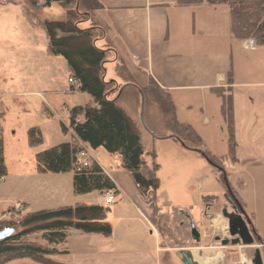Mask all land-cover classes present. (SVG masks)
Returning a JSON list of instances; mask_svg holds the SVG:
<instances>
[{
    "label": "crops",
    "instance_id": "crops-1",
    "mask_svg": "<svg viewBox=\"0 0 264 264\" xmlns=\"http://www.w3.org/2000/svg\"><path fill=\"white\" fill-rule=\"evenodd\" d=\"M97 1L104 7L97 12V17L103 23L97 27L105 30V36L97 46L109 51L104 67L105 81L109 67L128 71L129 68L122 60H131L135 73L128 76L142 75L144 88L149 83L164 100L167 99V109L170 111L166 117H170L169 121L175 125L189 126L201 140L200 147L190 149L207 151L204 147L207 141L205 137L216 139L218 129L223 133L226 124L221 113L222 100L217 90H231L235 140L233 157L229 158V150L222 155L207 152L216 159H225L223 170L226 177L225 165L233 166L240 174L238 182L243 186L248 184L239 200L247 217H252L254 229L258 230L257 214L260 212L257 211L262 210L264 205L260 203L261 199L264 201V50L257 47L246 50L242 46L243 41L232 39L229 12L225 6H209L205 3L181 6L178 0ZM5 2L7 6L13 5L7 7V12L3 11L5 5L0 6V20L19 21L22 5L19 2L15 4L14 0ZM129 79L124 82L126 85L122 90L134 85ZM108 81H114L121 87L114 76L109 77ZM121 89L110 98L118 96L119 101ZM136 89L141 100V94H144L140 88ZM21 94L29 105H32L28 100L31 95L40 98L43 105H48L38 92L18 93ZM179 103L185 104L192 112L198 111L200 130L195 128V123L181 120L176 110ZM46 109V115L51 116L52 112ZM68 112L69 109H66L62 115H68ZM202 127L208 129L205 136ZM167 133V139L177 136L171 129ZM225 138L227 143L228 137ZM72 140L73 137L70 142ZM79 144L81 148L89 150L92 161L116 187L114 201L110 205L105 204L107 197L104 198V193L98 192L103 199L102 206L109 210L112 235L107 239L100 235L69 230L65 244L58 248L60 253L53 260L62 264H185L179 255L184 256L183 252H189L196 264H232V260L227 257L229 255L218 256L213 247L217 243L214 241L217 234L211 230L217 229L214 227L217 225L216 219L221 222L218 225L222 234L227 233V221L221 217L223 205L219 213L215 212L218 197H203L196 215H190L191 212H187L186 208L178 213L188 221L189 236L194 246L186 247L178 243L171 247L169 226L173 222L168 219L174 213L169 214L156 206L149 199V194H141L131 176H122L119 171L107 172L98 162L105 151L91 150L87 145ZM34 178L55 184L63 181L72 184L73 174H40L37 177L34 173ZM250 198L255 201L256 207L250 206L247 201ZM18 203L24 206L25 211L29 208L26 200ZM164 223L167 227L163 226ZM191 225L195 228L197 239L192 235ZM178 226L184 225L180 222ZM229 247L234 248L222 246ZM7 264L38 263L23 259Z\"/></svg>",
    "mask_w": 264,
    "mask_h": 264
},
{
    "label": "rangeland",
    "instance_id": "rangeland-1",
    "mask_svg": "<svg viewBox=\"0 0 264 264\" xmlns=\"http://www.w3.org/2000/svg\"><path fill=\"white\" fill-rule=\"evenodd\" d=\"M3 1L6 0H0V3ZM14 1L15 4L19 2L21 5L29 6L38 20L60 21L64 18L65 10L58 4L35 9L32 3L41 0ZM12 5L13 3L5 5L3 11L7 12L6 9ZM98 15L97 12L94 13L93 21L85 23L81 27L87 28L93 23L96 26H101L102 21L97 17ZM18 17L19 21L0 20V130L3 136L4 160L7 169L5 179L0 181V221H5L3 215L10 211L14 204L23 200H26L29 208L25 211L22 205L23 210L18 213L20 217L25 213L76 204L102 205L103 199L98 192L76 195L70 182L63 181L55 184L34 178V173L37 177L40 175L36 171L35 155L70 142L72 139L70 131L64 132L63 130V127L68 129V115H62V112L76 106L93 104V101L88 94L79 92L75 84L69 82L70 76L66 61L61 57L47 55V42L41 27L29 25L21 14ZM122 62L129 70L109 67L107 81L109 77L114 76L122 88L126 85L124 82L131 77L129 80L134 84L122 90L118 104L128 115L139 122L142 128L144 125L147 129L146 131L143 128L145 133L142 138L145 154L151 149L156 154V162L159 165L157 176L160 183L156 193H149V199L153 200L154 204L165 212L174 213L168 219L171 223L173 222L172 226H169V235L172 238L170 246L173 247L179 243V245L193 247L194 242L189 236L188 221L179 214L183 212V208H186L187 212H191L190 215H196L202 198L207 195L218 197L215 212L219 213L222 205L225 204L222 195L226 193V185L220 182L223 178L222 173L218 168L210 165L203 156L184 149L176 139H167V130L171 129L183 144L192 143L185 139L181 129L173 121H169L170 117H166L170 109L163 105L164 99L161 96L160 98L150 93L143 95L144 110L141 112V100L136 88H144V77L140 74L129 77L128 74L135 73L133 62L127 58ZM28 91L40 93L48 105H43L40 98L32 95L28 98L32 104L29 105L22 94L18 95L19 92ZM46 108L52 112L51 116L46 115ZM176 110L181 120L195 123V128L200 130L198 111L197 113L195 110L192 112L186 108L185 104L181 105V103L177 104ZM59 115L61 117H57ZM213 123L215 124V120ZM34 128L40 131L42 141L40 145L31 147L28 143V132ZM201 130L204 136L208 132V129L203 127ZM222 131L223 133L221 129L217 130L216 139L205 137L207 141H205L204 147L208 152L218 155L228 153V139L227 143L226 138L224 139L225 136L228 137L226 125ZM150 137L156 139L152 140ZM145 159L149 161L147 155H145ZM98 162L107 172L119 171L122 176L130 177L129 173L122 169L118 155L104 152L103 156L98 158ZM225 171L229 188L233 189L238 198H242L245 186L248 184L245 183L243 186L241 182H238L240 174L235 167L225 165ZM105 196L106 194H104V198ZM116 201H119L118 198ZM247 201L250 206L256 207L252 198ZM260 203L264 204V201L261 199ZM8 208L11 209L8 210ZM257 212H260L257 214L258 230H254L258 236L264 237V205L263 209ZM108 214L107 221L110 223V214ZM216 220L217 225L214 227L217 229L211 231L214 230L212 233L221 235L222 232L218 225L221 222L219 219ZM180 222L183 223V227L178 226ZM252 225L254 228L253 222ZM163 226L167 227L165 223ZM14 228L15 231L18 230L16 226ZM28 240L44 244L41 234H34ZM213 247L218 256L229 255L227 257L232 260V264H251L254 251L260 245L255 242L253 246L249 247L238 245L233 246L234 248H222L220 243H215ZM260 249L262 248L260 247ZM170 256L173 257L172 252H170ZM262 258L264 262V255Z\"/></svg>",
    "mask_w": 264,
    "mask_h": 264
},
{
    "label": "trees",
    "instance_id": "trees-1",
    "mask_svg": "<svg viewBox=\"0 0 264 264\" xmlns=\"http://www.w3.org/2000/svg\"><path fill=\"white\" fill-rule=\"evenodd\" d=\"M178 3L181 6L200 3L225 6L229 12L232 39L254 40L256 47L264 50V0H178ZM5 4L6 2L0 3V6ZM52 4H58L65 10L62 20H38L32 9L24 5L21 12L29 25L41 27L47 42V55L61 57L66 61L69 81L75 84L79 92L88 94L93 104L76 106L69 110L68 129L63 127V130H69L73 140L36 154V171L40 174L72 173L73 192L76 195L91 192L115 194V185L95 162H91L89 167L81 171L75 169L76 157L82 150L79 143H82L91 150L102 149L110 155H118L122 169L129 173L141 194L156 193L160 182L155 151L151 149L145 154L142 147L144 129L119 106L118 96L110 98L119 93L121 87L114 81L104 79L109 51L100 49L97 43L105 36V30L94 23L87 28L81 27L92 22L94 13L103 10V5L97 0H41L32 3L35 9L47 8ZM228 81H231L230 74ZM141 91L144 95L150 93L160 97L149 83ZM217 94L222 100L221 113L228 132L231 158L235 148L231 90L220 89ZM162 103L167 106V99ZM176 125L185 139L192 142L184 143L185 146L198 148L202 145L189 126ZM41 141L38 129L29 130L28 143L31 147L40 145ZM203 153L210 165L224 169L225 159H216L205 150ZM145 155L149 157V161L145 159ZM6 175L3 136L0 130V181ZM220 182L225 185L223 178ZM225 192L228 193L227 188ZM230 192L243 208L231 187ZM108 212L102 205L76 204L25 213L21 217L16 214L9 220L0 221V230L15 229V226L18 228L11 237L0 243V264L23 259L38 264H62L53 260V257L60 253L58 248L65 244L69 230L100 235L107 239L111 237L112 226L107 222ZM249 220L253 228L250 215ZM34 234H41L43 245L28 240ZM258 244L264 245V237L260 238Z\"/></svg>",
    "mask_w": 264,
    "mask_h": 264
},
{
    "label": "water",
    "instance_id": "water-1",
    "mask_svg": "<svg viewBox=\"0 0 264 264\" xmlns=\"http://www.w3.org/2000/svg\"><path fill=\"white\" fill-rule=\"evenodd\" d=\"M143 110H144V98H143V95L141 94V112H143ZM143 128L147 131L144 125H143ZM172 138L176 139L184 149L193 151L197 153L198 155L203 156L205 158L203 151L190 149L187 146H185L176 137H172ZM218 169L223 175V179H224L227 191L230 192V188L227 183L224 170L220 168ZM225 198L228 200L227 196ZM236 203H237L236 205H237L238 210L236 207H233L232 213H229L227 210H223L222 212V217L227 221V232L229 234V237L232 238L231 245L232 246L241 245V246H246V247L253 246L255 244V238L257 239V241H260V238L256 235L255 231L249 230V227H251V221L249 220L247 215L244 213L239 203L238 202ZM191 230H192V235H195L197 239V233H195V228L193 225H191ZM14 233H15V229L13 228L0 230V243L8 239L9 237H11ZM223 245H226V242H223ZM260 247H262V245H260ZM260 247L255 249L253 258L251 260V264H264ZM183 254H184V258L182 259L185 264H196L193 258H191V253L183 252Z\"/></svg>",
    "mask_w": 264,
    "mask_h": 264
},
{
    "label": "built area",
    "instance_id": "built-area-1",
    "mask_svg": "<svg viewBox=\"0 0 264 264\" xmlns=\"http://www.w3.org/2000/svg\"><path fill=\"white\" fill-rule=\"evenodd\" d=\"M242 46L246 50H254L256 48V44H255L254 40L243 41ZM69 82L73 83L72 81H69ZM91 162H93V161H92V157L89 153V150L82 147V150L80 151V153L76 157L75 169L77 171H81V170L89 167ZM106 197L107 198L105 199V204L106 205L112 204L114 201L113 193L112 192L107 193ZM22 210H23L22 204L16 203L13 205V207L10 211L6 212L3 215V219H5V220L10 219L12 216L20 213Z\"/></svg>",
    "mask_w": 264,
    "mask_h": 264
},
{
    "label": "flooded vegetation",
    "instance_id": "flooded-vegetation-1",
    "mask_svg": "<svg viewBox=\"0 0 264 264\" xmlns=\"http://www.w3.org/2000/svg\"><path fill=\"white\" fill-rule=\"evenodd\" d=\"M231 195H232L231 192H228V193L225 194V196H224L225 204L223 205L222 212H223V210H227L229 213H232L233 212V207L237 208V205H236L237 201ZM226 196H227L228 200L225 198ZM237 210H238V208H237ZM221 215H222V213H221ZM249 230L253 231L252 226L249 227ZM214 241L217 242V243H220V245H222L223 247L232 246L231 245L232 238L229 237L228 232L225 235L224 234L215 235L214 236ZM223 242H226V245H223ZM255 242L259 243L260 241H257V239L255 238ZM261 248L262 249H260V250H261L262 256H263L264 255V245H262Z\"/></svg>",
    "mask_w": 264,
    "mask_h": 264
},
{
    "label": "bare ground",
    "instance_id": "bare-ground-1",
    "mask_svg": "<svg viewBox=\"0 0 264 264\" xmlns=\"http://www.w3.org/2000/svg\"><path fill=\"white\" fill-rule=\"evenodd\" d=\"M180 253H182V252H180ZM178 255H179V252H178ZM179 257L184 258V256H180V255H179Z\"/></svg>",
    "mask_w": 264,
    "mask_h": 264
}]
</instances>
